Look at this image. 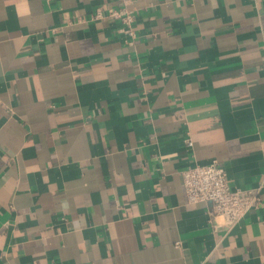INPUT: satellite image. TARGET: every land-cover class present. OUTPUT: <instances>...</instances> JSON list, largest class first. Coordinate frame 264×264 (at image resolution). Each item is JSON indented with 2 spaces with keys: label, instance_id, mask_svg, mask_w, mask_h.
I'll return each mask as SVG.
<instances>
[{
  "label": "crops",
  "instance_id": "1",
  "mask_svg": "<svg viewBox=\"0 0 264 264\" xmlns=\"http://www.w3.org/2000/svg\"><path fill=\"white\" fill-rule=\"evenodd\" d=\"M132 1L130 44L115 1L0 0V264H264V0ZM213 161L263 187L229 229Z\"/></svg>",
  "mask_w": 264,
  "mask_h": 264
},
{
  "label": "built area",
  "instance_id": "2",
  "mask_svg": "<svg viewBox=\"0 0 264 264\" xmlns=\"http://www.w3.org/2000/svg\"><path fill=\"white\" fill-rule=\"evenodd\" d=\"M109 1H115L118 5L117 8L108 9L107 15L119 21V32L127 36L131 44L136 38L135 14L130 8L133 1ZM101 17L102 12L97 9L94 18ZM186 143L192 146L190 140ZM182 182L186 202L188 204H210L209 215L212 218H222L223 225L227 229L234 226L252 209L258 208L262 202V186L247 190L232 189L225 170L216 161L185 169L182 173Z\"/></svg>",
  "mask_w": 264,
  "mask_h": 264
}]
</instances>
